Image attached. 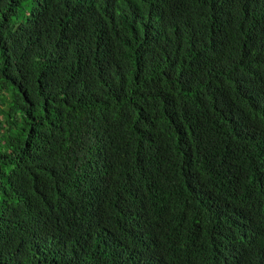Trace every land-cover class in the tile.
<instances>
[{
    "label": "trees",
    "instance_id": "trees-1",
    "mask_svg": "<svg viewBox=\"0 0 264 264\" xmlns=\"http://www.w3.org/2000/svg\"><path fill=\"white\" fill-rule=\"evenodd\" d=\"M0 264H264V0H0Z\"/></svg>",
    "mask_w": 264,
    "mask_h": 264
}]
</instances>
